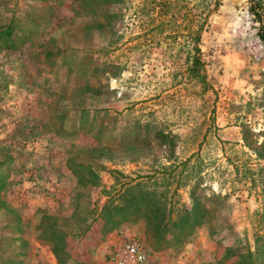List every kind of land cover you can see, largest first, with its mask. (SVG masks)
<instances>
[{
  "label": "rangeland",
  "instance_id": "1",
  "mask_svg": "<svg viewBox=\"0 0 264 264\" xmlns=\"http://www.w3.org/2000/svg\"><path fill=\"white\" fill-rule=\"evenodd\" d=\"M250 1L0 0V264H264Z\"/></svg>",
  "mask_w": 264,
  "mask_h": 264
},
{
  "label": "trees",
  "instance_id": "2",
  "mask_svg": "<svg viewBox=\"0 0 264 264\" xmlns=\"http://www.w3.org/2000/svg\"><path fill=\"white\" fill-rule=\"evenodd\" d=\"M261 7L262 5L258 4L256 1L254 2V6H253V0L250 1L249 10L253 14L254 20L257 21L259 24L256 30V34L262 45H264V24L261 20V9H259ZM200 27L201 25L197 29L188 33L189 38L193 43L192 50L194 51V54L192 56L190 64L188 65V67H186V71L188 75H191L194 78H200L199 80L203 81V75H204V73L202 72L203 63L199 55V47H198V43L200 39ZM10 31H11V25L9 24L0 30V41L2 42L3 47L8 49L13 48L14 46L12 44ZM122 215H123L122 213L118 214V216H122ZM53 219L54 218L48 217V221H51V223H53ZM52 235L55 236L56 240L60 241L61 243H63L64 240H66L65 237H63L61 234H60L61 236L57 238L58 233L57 232L55 233V231H52ZM51 249L58 259L61 258V256L58 253L59 244L58 245L53 244Z\"/></svg>",
  "mask_w": 264,
  "mask_h": 264
},
{
  "label": "built area",
  "instance_id": "3",
  "mask_svg": "<svg viewBox=\"0 0 264 264\" xmlns=\"http://www.w3.org/2000/svg\"><path fill=\"white\" fill-rule=\"evenodd\" d=\"M104 264H152L142 246L128 240L107 250Z\"/></svg>",
  "mask_w": 264,
  "mask_h": 264
}]
</instances>
